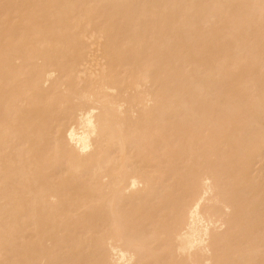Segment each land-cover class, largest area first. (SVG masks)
<instances>
[{"label": "bare ground", "instance_id": "bare-ground-1", "mask_svg": "<svg viewBox=\"0 0 264 264\" xmlns=\"http://www.w3.org/2000/svg\"><path fill=\"white\" fill-rule=\"evenodd\" d=\"M0 264H264V0H0Z\"/></svg>", "mask_w": 264, "mask_h": 264}]
</instances>
